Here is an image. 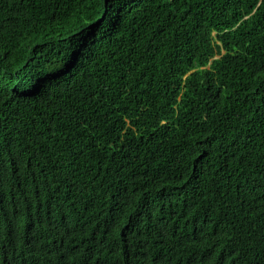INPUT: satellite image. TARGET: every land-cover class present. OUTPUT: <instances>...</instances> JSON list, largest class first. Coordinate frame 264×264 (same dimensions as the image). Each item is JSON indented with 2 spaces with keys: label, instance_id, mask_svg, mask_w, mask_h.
Returning <instances> with one entry per match:
<instances>
[{
  "label": "trees",
  "instance_id": "trees-1",
  "mask_svg": "<svg viewBox=\"0 0 264 264\" xmlns=\"http://www.w3.org/2000/svg\"><path fill=\"white\" fill-rule=\"evenodd\" d=\"M0 264H264V0H0Z\"/></svg>",
  "mask_w": 264,
  "mask_h": 264
}]
</instances>
